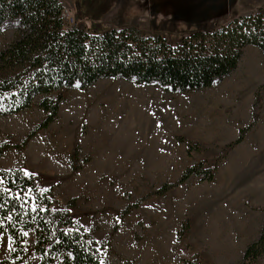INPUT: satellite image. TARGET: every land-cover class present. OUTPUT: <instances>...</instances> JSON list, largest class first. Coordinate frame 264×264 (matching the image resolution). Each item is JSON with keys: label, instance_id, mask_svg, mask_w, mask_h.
Masks as SVG:
<instances>
[{"label": "rangeland", "instance_id": "374dc122", "mask_svg": "<svg viewBox=\"0 0 264 264\" xmlns=\"http://www.w3.org/2000/svg\"><path fill=\"white\" fill-rule=\"evenodd\" d=\"M60 2L67 26L132 27L166 45L264 11V0ZM18 27L14 18L0 23V48ZM237 60L193 90L116 75L35 94L27 108L0 112V144L9 146L0 168L34 173L53 204L70 209L104 264H238L264 220V48L245 44ZM43 97L59 103L40 127ZM199 163V172L161 189ZM34 242L26 230L24 254L8 258L12 240L0 231V261L63 264L61 255L42 263Z\"/></svg>", "mask_w": 264, "mask_h": 264}, {"label": "trees", "instance_id": "16d2710c", "mask_svg": "<svg viewBox=\"0 0 264 264\" xmlns=\"http://www.w3.org/2000/svg\"><path fill=\"white\" fill-rule=\"evenodd\" d=\"M62 12L60 0H0V23L14 18L19 25L11 41L0 48V112L27 108L35 94L75 82L83 87L116 75L156 81L178 91L208 87L235 67L243 45L264 48V11L233 17L209 29L195 28L173 45H166L161 37L149 43L132 27L117 31L101 30L97 23L91 30L67 26ZM58 103V98L41 99L47 115L40 127L55 116ZM247 128L241 127L235 142ZM6 147L0 144V154ZM200 168V163L186 167L176 182L161 189L186 180ZM0 181V231L12 240L8 258L24 254V232L32 228L33 249L42 263L61 255L63 264H104L74 223L70 209L55 206L34 173L0 168ZM259 230L238 264H253L264 256V220Z\"/></svg>", "mask_w": 264, "mask_h": 264}, {"label": "snow or ice", "instance_id": "6c2138e0", "mask_svg": "<svg viewBox=\"0 0 264 264\" xmlns=\"http://www.w3.org/2000/svg\"><path fill=\"white\" fill-rule=\"evenodd\" d=\"M0 183H2V181H0ZM27 233H25V235H26Z\"/></svg>", "mask_w": 264, "mask_h": 264}]
</instances>
